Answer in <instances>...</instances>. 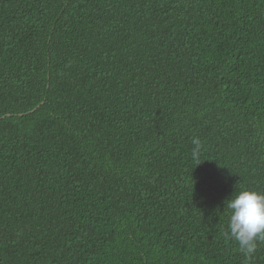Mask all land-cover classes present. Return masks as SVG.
Masks as SVG:
<instances>
[{
	"label": "trees",
	"instance_id": "obj_1",
	"mask_svg": "<svg viewBox=\"0 0 264 264\" xmlns=\"http://www.w3.org/2000/svg\"><path fill=\"white\" fill-rule=\"evenodd\" d=\"M0 264H264V0H0Z\"/></svg>",
	"mask_w": 264,
	"mask_h": 264
}]
</instances>
